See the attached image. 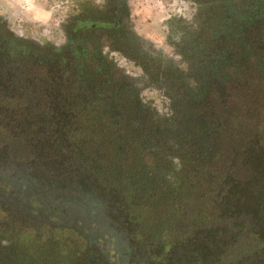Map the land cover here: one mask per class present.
<instances>
[{
  "label": "trees",
  "instance_id": "1",
  "mask_svg": "<svg viewBox=\"0 0 264 264\" xmlns=\"http://www.w3.org/2000/svg\"><path fill=\"white\" fill-rule=\"evenodd\" d=\"M195 1L211 3L218 13L209 34L192 42L193 72L182 76L166 66H142L169 100L165 118L140 103L98 46L75 44L85 34L91 40L122 31L111 16L73 20L68 42L57 54L12 40L0 63L6 70L0 74V94L9 86L18 93L33 87L25 117L36 116L33 147L42 154L39 167L59 181L60 190H86L109 210L120 209L123 217L117 220L124 229L142 226L145 218L155 228L153 242L160 245L167 243L165 235L172 237L170 245L186 242L176 232L179 220L191 221L185 223L194 228L220 222L232 234L228 252L217 259L262 261L264 0ZM34 70L41 81L30 78ZM248 195L252 202L245 200ZM248 210L254 224L242 238L232 221ZM53 225L20 215L0 199V241H6L0 243V264H95L100 258L87 244L86 260H81L77 252L51 245V236L40 243L39 229L63 227Z\"/></svg>",
  "mask_w": 264,
  "mask_h": 264
},
{
  "label": "rangeland",
  "instance_id": "2",
  "mask_svg": "<svg viewBox=\"0 0 264 264\" xmlns=\"http://www.w3.org/2000/svg\"><path fill=\"white\" fill-rule=\"evenodd\" d=\"M210 4L200 5L195 0H0V24L16 42L57 54L68 42L67 31L73 20L111 16L115 22L123 17L122 31L99 33L91 40L90 35L85 34L83 39H76L75 44L86 49L98 46L101 55L118 75L126 78L136 90L140 103L149 108L156 118H165L170 114L169 100L160 88L151 83L142 66L148 70L158 65L166 66L182 76L192 73L195 67V61L189 54L192 42H198L199 35L205 37L217 20V9ZM85 33L89 31L85 30ZM197 46L200 48L199 43ZM206 46H209L207 42ZM33 77L39 81L43 79L37 70L30 78ZM22 86L25 88L28 84ZM27 88L20 94L9 86L8 91L0 94V172L8 173L11 178L31 173L43 183L56 184L59 181L51 180L39 167L38 159L42 154L38 155V147H33L37 141L33 137L37 130V124L33 123L36 116L31 114V120L25 117L27 99L31 98L28 96L33 87ZM35 110L33 108V112ZM171 164L175 166V161ZM252 198L248 195L245 200L252 202ZM98 199L104 206L105 220L111 226L117 224V236L122 234L118 242L129 249V264H197L188 252L190 249L202 258V264H217V257L229 250L232 231L223 230L220 222L211 221L208 227L196 225L194 228L185 223L190 224L191 221L184 219L182 224L179 220L176 232L184 234L186 242L170 245L168 242L172 237L165 235L163 238L167 243L160 245L153 242L156 238L151 222L143 218L139 221L142 226L124 229L117 220L123 217L122 211L109 210L103 200ZM251 215L252 211L248 210L232 221L241 229L242 238L247 237L246 232L251 231L254 224ZM188 227L193 228L192 231H188ZM38 232L40 243L51 236V245H57L63 251H75L81 260H86V242L71 229L49 232V228L42 227ZM0 243L6 244V241L1 240ZM178 247L181 250L177 251ZM94 249L98 253L97 248ZM261 260L248 257L244 261L233 262L226 258L222 264H264ZM94 263L102 264L101 258Z\"/></svg>",
  "mask_w": 264,
  "mask_h": 264
},
{
  "label": "flooded vegetation",
  "instance_id": "3",
  "mask_svg": "<svg viewBox=\"0 0 264 264\" xmlns=\"http://www.w3.org/2000/svg\"><path fill=\"white\" fill-rule=\"evenodd\" d=\"M122 20L123 17L118 20L120 26ZM12 40L0 24V63L6 57V48ZM3 71L6 70L0 67V74ZM47 182L43 183L31 173L11 178L8 173L0 172V199L31 220L50 226L58 223L63 227L57 228L71 229L88 246L97 248L103 264H115L112 255L116 256L118 264H129V249L125 244H119L118 239L122 234L117 236V224L111 226L105 220L104 206L99 199L86 190L78 192L71 188L62 191L55 183ZM101 235L112 245V250L107 253L102 250ZM222 261L215 260L217 264H222Z\"/></svg>",
  "mask_w": 264,
  "mask_h": 264
},
{
  "label": "water",
  "instance_id": "4",
  "mask_svg": "<svg viewBox=\"0 0 264 264\" xmlns=\"http://www.w3.org/2000/svg\"><path fill=\"white\" fill-rule=\"evenodd\" d=\"M123 21H124V19L122 20V22H123ZM1 184H3V183H1ZM87 230L90 231V232L93 231V230L90 229V228H87ZM100 239H101V241H102V250H103L104 252H106V253L109 252V251H111V250H112V245L109 243L110 241H109V240H105V239L102 237V235H101ZM111 258L114 260L115 264H118V261H117V258H116L115 255H112Z\"/></svg>",
  "mask_w": 264,
  "mask_h": 264
}]
</instances>
